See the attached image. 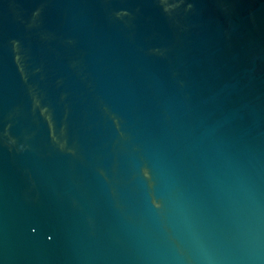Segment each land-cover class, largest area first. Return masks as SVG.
<instances>
[{
  "label": "water",
  "instance_id": "1",
  "mask_svg": "<svg viewBox=\"0 0 264 264\" xmlns=\"http://www.w3.org/2000/svg\"><path fill=\"white\" fill-rule=\"evenodd\" d=\"M0 264H264V0H0Z\"/></svg>",
  "mask_w": 264,
  "mask_h": 264
}]
</instances>
